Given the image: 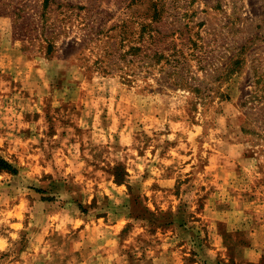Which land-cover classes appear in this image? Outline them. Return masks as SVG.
I'll use <instances>...</instances> for the list:
<instances>
[{"label": "rangeland", "instance_id": "374dc122", "mask_svg": "<svg viewBox=\"0 0 264 264\" xmlns=\"http://www.w3.org/2000/svg\"><path fill=\"white\" fill-rule=\"evenodd\" d=\"M0 264H264V0H0Z\"/></svg>", "mask_w": 264, "mask_h": 264}]
</instances>
